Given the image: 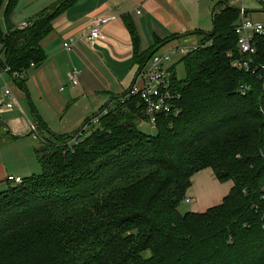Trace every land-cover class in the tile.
Masks as SVG:
<instances>
[{"label": "trees", "instance_id": "trees-1", "mask_svg": "<svg viewBox=\"0 0 264 264\" xmlns=\"http://www.w3.org/2000/svg\"><path fill=\"white\" fill-rule=\"evenodd\" d=\"M19 1H6L0 70L24 75L45 63L40 44L52 24L43 17L15 27ZM212 22L178 63L185 78L172 66L180 97L158 117L155 135L139 129L142 101L122 103L127 93L77 144L69 142L75 135L53 133L59 145L40 143L41 173L0 193V264H264V35L252 56H241L240 10L217 4ZM236 60L250 70L233 67ZM205 169L232 182L230 193L204 213L182 214L192 178Z\"/></svg>", "mask_w": 264, "mask_h": 264}, {"label": "crops", "instance_id": "crops-1", "mask_svg": "<svg viewBox=\"0 0 264 264\" xmlns=\"http://www.w3.org/2000/svg\"><path fill=\"white\" fill-rule=\"evenodd\" d=\"M67 1L25 0L26 9L33 13L24 22L49 18L52 30L40 44L47 56L45 63L32 69V77L27 78V73L22 75L23 87L10 77L0 82V100L9 101L4 93L6 81L19 104L12 111L0 110V142H5L0 151L26 144L27 155L22 154L23 159L32 160L43 139L38 132L30 130L29 122L42 132L43 137L47 133L58 135L48 125L47 115L61 113L66 117L76 111V115L81 116L82 111L85 116L92 113L91 118L98 116L113 104L114 99L129 93L138 83L142 62L149 52L163 53L176 46L198 43L194 34L202 32L200 27L204 17H210L212 21L217 4L239 10L244 6L246 20L264 23V0H74L63 8ZM58 9L60 12L55 14ZM16 17L13 14L12 23L19 28L21 24L14 21ZM96 18H106L110 22L102 27L99 40L93 44L85 36ZM130 27L138 36V56ZM66 43L71 44V50L64 49ZM167 46L166 50H161ZM73 71L79 73L80 81L76 87L68 79V74ZM65 87L69 91L62 95ZM24 98L30 117L21 106ZM0 167L3 169L0 171V191H4L9 186L6 178L13 174L6 167ZM232 186L231 182H219L211 169L200 171L192 178L187 193V199L192 196L199 203L192 212L204 213L220 205Z\"/></svg>", "mask_w": 264, "mask_h": 264}, {"label": "built area", "instance_id": "built-area-1", "mask_svg": "<svg viewBox=\"0 0 264 264\" xmlns=\"http://www.w3.org/2000/svg\"><path fill=\"white\" fill-rule=\"evenodd\" d=\"M245 7L240 9V22L236 28V34L238 36V47L241 56H252L255 53L253 47V41L256 36L264 35V23L252 22L246 20ZM110 21L106 18H96L92 20V29L85 36L90 43H95L100 38V31L103 26ZM33 25L32 21L22 23L19 28L27 29ZM71 44H64V49L71 50ZM198 49V44H184L181 46L173 47L166 52L156 53L148 61L146 66L140 72L138 76V83L128 93V97L122 98V103L130 97L139 96L142 103L143 117L148 124L152 127H156L158 117L164 114H171L175 110V103L179 99V93H177L173 87L171 68L175 64V59H182L185 56L193 53ZM233 67L240 70H250L249 62L236 60L233 63ZM6 77H10L13 81H18L22 78L19 72H13L10 67H5L0 70V82L4 81ZM68 79L73 86L79 85V73L77 71L70 72ZM5 96L9 99L8 102L0 100V110L12 111L19 106L18 100L13 95L11 89L5 81ZM107 114V109L102 111L98 116L93 118L92 124H98L99 119ZM30 130L33 133H37L38 129L31 122L28 124ZM77 144V138H74L70 145ZM22 178L9 175L6 178V182L9 185L21 184ZM189 202V200L187 201Z\"/></svg>", "mask_w": 264, "mask_h": 264}, {"label": "rangeland", "instance_id": "rangeland-1", "mask_svg": "<svg viewBox=\"0 0 264 264\" xmlns=\"http://www.w3.org/2000/svg\"><path fill=\"white\" fill-rule=\"evenodd\" d=\"M7 1V0H6ZM6 1L3 4V10H2V16H1V26L2 28L5 30V22L3 19V13L6 7ZM26 2L25 0H20L16 10L14 11L15 16H17L15 18V22H17V24H22V22H24L26 19H28L32 13L33 10L30 9H26ZM215 5V4H214ZM214 5L212 7H214ZM207 20V21H206ZM212 21L209 18L204 17L203 23L201 25V29L202 32L205 34H211L212 32ZM196 39V38H195ZM194 39V41H195ZM193 41V40H192ZM169 46L164 47L161 50H166ZM173 47V46H172ZM171 48V47H170ZM180 59H175L174 63L177 64L176 66V72H177V76L179 80H182L185 78L186 75V71H185V66L183 63H180ZM32 70L29 71L27 73V78L32 77ZM69 87V86H68ZM65 87L64 88V93H62V95H66V93L69 91V88ZM82 97V95H81ZM102 98V97H101ZM60 99V98H59ZM103 99V98H102ZM62 100V99H60ZM35 103L37 104V106H41L37 101H35ZM21 106L22 108L25 110V113L27 115V117H30V112H29V107H28V102L27 99L24 98L21 101ZM82 107V104H81ZM91 115L85 116L84 113L81 111V116L76 115V111L73 112V114L69 115V116H63L60 114L58 115H47V122L48 125L53 129L54 133L60 135H56L60 138H62L61 134H67V136L70 135H75L74 138H80L82 137V135L86 136L88 134H90V132L95 129L96 127H94V124H91L90 126L83 127L82 125H84V122L88 119L91 118ZM138 126L139 129L146 135H155L156 134V127H152L148 124V122L146 120H138ZM39 135H41V138L43 140H45V142L50 146H56L57 142L54 140V138L52 137V135H50L49 133H47V136H43L42 137V132L39 130L38 133ZM65 136V135H64ZM63 136V137H64ZM72 138V139H74ZM33 141L34 139H36V136L34 135V137L32 138ZM3 140V139H2ZM8 139L6 138V141ZM72 141V140H71ZM69 141V142H71ZM4 141L0 142V150L2 149V145L4 144ZM29 143V142H27ZM26 144H20L17 146H10L7 149L5 148L4 150L0 151V166H4L6 167V170L9 171V173L13 174L16 177H20V178H28L31 177L32 173L35 174H40L41 173V167L37 162L36 157L33 156L32 160H29V158H24L23 155H27V147L25 146ZM59 145V144H57ZM25 146V147H23ZM33 148V147H32ZM23 154V155H22ZM2 167H0V171H2ZM232 183V182H231ZM9 189V186L6 187V189L4 191H0V193L2 192H6ZM189 199H186V201L183 202V204L181 205L179 211L184 214L187 212H192L193 209H197V207L199 206V203L197 202V200L190 196L188 197ZM189 200V202H187Z\"/></svg>", "mask_w": 264, "mask_h": 264}]
</instances>
